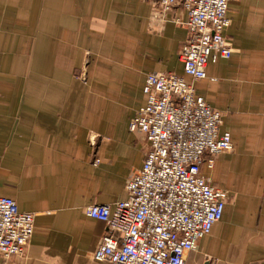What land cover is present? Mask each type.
<instances>
[{
  "label": "crops",
  "instance_id": "1",
  "mask_svg": "<svg viewBox=\"0 0 264 264\" xmlns=\"http://www.w3.org/2000/svg\"><path fill=\"white\" fill-rule=\"evenodd\" d=\"M157 2L0 0V196L35 214L25 254L6 264H108L94 258L108 226L86 208L125 200L143 166L148 141L129 123L146 76L191 80L187 13L163 18ZM227 15L232 55L195 88L231 134L233 149L202 166L229 197L184 264H264V0H233Z\"/></svg>",
  "mask_w": 264,
  "mask_h": 264
},
{
  "label": "built area",
  "instance_id": "2",
  "mask_svg": "<svg viewBox=\"0 0 264 264\" xmlns=\"http://www.w3.org/2000/svg\"><path fill=\"white\" fill-rule=\"evenodd\" d=\"M231 1L158 0L163 18L177 4L187 13L188 37L179 60L191 80L173 72L146 76L147 102L129 123L131 132L148 141L143 166L128 176L125 200L86 208L88 216L106 222L109 230L96 260L184 264L186 254L221 220L228 192L214 186L202 166L205 161L212 166L216 155L234 146L231 134L220 132L222 112L197 96L195 82L206 78L210 61L232 55L224 36ZM34 222L33 212L21 211L15 199L0 196V264L25 254Z\"/></svg>",
  "mask_w": 264,
  "mask_h": 264
},
{
  "label": "rangeland",
  "instance_id": "3",
  "mask_svg": "<svg viewBox=\"0 0 264 264\" xmlns=\"http://www.w3.org/2000/svg\"><path fill=\"white\" fill-rule=\"evenodd\" d=\"M84 67H85V66H83V67L81 68V70H80L81 72L85 71V70H84V69H85Z\"/></svg>",
  "mask_w": 264,
  "mask_h": 264
}]
</instances>
